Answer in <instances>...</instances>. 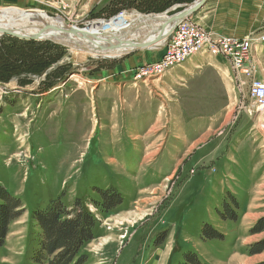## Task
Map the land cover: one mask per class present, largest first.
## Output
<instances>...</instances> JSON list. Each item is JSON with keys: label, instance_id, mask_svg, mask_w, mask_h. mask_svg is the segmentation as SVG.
<instances>
[{"label": "rangeland", "instance_id": "obj_1", "mask_svg": "<svg viewBox=\"0 0 264 264\" xmlns=\"http://www.w3.org/2000/svg\"><path fill=\"white\" fill-rule=\"evenodd\" d=\"M194 1L0 0V9L84 29ZM166 49L82 59L56 40L0 35V185L25 209L0 264H36L32 213L58 197L97 220L83 264H182L189 251L206 264H264V108L219 55L151 72ZM103 190L122 202L107 209ZM206 224L221 239H207Z\"/></svg>", "mask_w": 264, "mask_h": 264}, {"label": "trees", "instance_id": "obj_2", "mask_svg": "<svg viewBox=\"0 0 264 264\" xmlns=\"http://www.w3.org/2000/svg\"><path fill=\"white\" fill-rule=\"evenodd\" d=\"M181 1L193 0H179ZM100 193L107 209L122 202L121 195L117 192L109 193L108 190H103ZM116 198L120 201L115 200ZM226 208L227 216L233 218L235 216L233 211L229 206ZM24 210L20 198L0 185V249L6 242L11 223L18 219ZM32 215L40 229L31 255L34 263L83 264L85 262L87 257L80 252L83 246L94 238L97 220L80 201H76L75 208L69 209L61 198L51 199L46 207L35 209ZM232 215L234 216L231 217ZM203 234L207 239H221L222 236V233L211 224H206ZM182 264L206 263L194 252L189 251L185 254V262Z\"/></svg>", "mask_w": 264, "mask_h": 264}, {"label": "bare ground", "instance_id": "obj_3", "mask_svg": "<svg viewBox=\"0 0 264 264\" xmlns=\"http://www.w3.org/2000/svg\"><path fill=\"white\" fill-rule=\"evenodd\" d=\"M151 16L154 15L145 16L134 13L133 15L128 16L122 14L112 20L92 21L86 28L79 29L75 26H67L60 18L51 19L41 13L35 12V10L31 12L16 8L13 10L0 9V29H12L17 33L24 35H36L39 32L47 33L48 36L45 39L62 42L72 50L80 51L82 53V59H86L87 56L94 58H119L131 51H135L136 49L129 43H124L116 49H111L107 46L110 45V43L116 42L118 39H122L128 30L132 29L134 26L138 25L142 27V24L146 25L142 20H149ZM159 16L163 17V19L167 17L165 14L157 15L156 17ZM156 19L157 18H154L153 20L155 21ZM140 21H142V23H140ZM155 24L158 26L160 22H155ZM68 29L71 30L73 36L71 37L72 39H66L58 36L60 32ZM143 31L146 32L143 33L141 30L139 31L140 34L138 33V41H142L147 38L144 34H146L148 30L143 29ZM0 35L2 34L0 33ZM147 39L150 44H148L145 48H149L150 50L157 49L160 51V49L164 48L168 42L167 38H158L150 42L154 39L152 35H150ZM73 42L80 45V48L75 46L73 47L71 45ZM164 69L165 68L158 70L157 73L159 72L161 75ZM151 72H155V70Z\"/></svg>", "mask_w": 264, "mask_h": 264}, {"label": "built area", "instance_id": "obj_4", "mask_svg": "<svg viewBox=\"0 0 264 264\" xmlns=\"http://www.w3.org/2000/svg\"><path fill=\"white\" fill-rule=\"evenodd\" d=\"M258 43L264 44V31L244 38L220 35L206 30L189 17L172 30L163 62L155 63L151 71L157 72L162 68L167 71L191 55L204 51L219 55L230 61L235 72L241 71L246 75L249 97L257 107L264 108V81L256 78L257 68L252 59V49Z\"/></svg>", "mask_w": 264, "mask_h": 264}, {"label": "crops", "instance_id": "obj_5", "mask_svg": "<svg viewBox=\"0 0 264 264\" xmlns=\"http://www.w3.org/2000/svg\"><path fill=\"white\" fill-rule=\"evenodd\" d=\"M191 18L215 34L244 38L264 31V0H207ZM252 59L256 78L264 79L263 43L254 45Z\"/></svg>", "mask_w": 264, "mask_h": 264}, {"label": "water", "instance_id": "obj_6", "mask_svg": "<svg viewBox=\"0 0 264 264\" xmlns=\"http://www.w3.org/2000/svg\"><path fill=\"white\" fill-rule=\"evenodd\" d=\"M206 2L207 0L194 1L192 4L186 6L185 8H183L182 10L174 14H171V15L165 14L167 15L165 19H163V17H160V16L156 17L157 15H154V16H151L149 20H142L143 22H145L144 24L146 25L142 24V27L138 25L134 26L132 29L128 30V32L125 34V36L122 39H118L116 42L110 43V45H108L107 47L111 49H116V48H119L124 43H129L136 50L142 49V48H145L148 44H150L148 43L149 40L147 39L150 35H152L154 38L150 42L158 38H167V40H169L171 38V31L177 26V24L189 18L194 12H196L199 8L204 6ZM145 16H149V15H145ZM154 18H157V19L154 21L153 20ZM142 21H140V23H142ZM155 22H160V24L156 26ZM143 29L148 30V32L144 34V36L147 38L145 40L138 41V38H139L138 33L140 34L139 31L141 30V32L143 33L146 32V31H143ZM0 33L8 34V35L19 37L22 39H36V40L45 39L48 36L47 33H42V32H39L36 35H24V34L17 33L16 31L12 29H7V28L0 29ZM58 36L66 38V39H72L71 37H73L71 30L69 29L66 31L60 32ZM71 45L73 47L75 46L77 48H80V45H77L74 42Z\"/></svg>", "mask_w": 264, "mask_h": 264}]
</instances>
